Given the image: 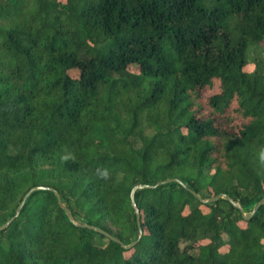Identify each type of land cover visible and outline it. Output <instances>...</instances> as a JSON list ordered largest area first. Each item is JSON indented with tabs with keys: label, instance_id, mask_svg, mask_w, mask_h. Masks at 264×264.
Listing matches in <instances>:
<instances>
[{
	"label": "trees",
	"instance_id": "16d2710c",
	"mask_svg": "<svg viewBox=\"0 0 264 264\" xmlns=\"http://www.w3.org/2000/svg\"><path fill=\"white\" fill-rule=\"evenodd\" d=\"M260 46L264 0H0V225L76 221L34 190L0 264H264Z\"/></svg>",
	"mask_w": 264,
	"mask_h": 264
},
{
	"label": "water",
	"instance_id": "95a60500",
	"mask_svg": "<svg viewBox=\"0 0 264 264\" xmlns=\"http://www.w3.org/2000/svg\"><path fill=\"white\" fill-rule=\"evenodd\" d=\"M172 179H166V180H162V181H159L156 185L158 184H161V183H164V182H168ZM154 185V186H156ZM152 185H147V184H137V185H134L132 187V190H131V200H132V205L134 207V209L136 210V215H137V223H138V226H139V237H138V240L141 238V235H142V225H141V221H140V211L137 207V203H136V200H135V191L138 189V188H143V187H151ZM37 189H50L52 191L55 192L58 200H59V203L61 205L62 208H64L66 214L68 215L69 219L71 221H75L70 209L68 207H66V205L63 203L62 201V198H61V195L60 193L54 188V187H51V186H44V185H38V186H34L32 188H30L26 193L25 195L23 196L22 200L20 201V203L18 204L17 208H16V212L15 214L9 218L4 224L0 225V230L2 229H5L6 227H8L10 225V223L19 215V213L21 212L22 210V207L23 205L25 204L26 202V199L28 198V196L34 191V190H37ZM194 194L200 198L202 201L204 202H208V201H214V200H217L219 198H226L228 200H230L231 202H233L235 205H237L239 208L242 209L241 205L236 202L229 194L227 193H224V192H221L220 194L216 195V196H213V197H210V198H202L198 193L194 192ZM264 204V196L262 197V199L254 206V208L249 211V212H244V216L245 218H250L255 212L256 210ZM243 210V209H242ZM88 227L90 228H93L99 232H102L106 235H108L110 238L120 242V239H118L117 237H114L113 235H111L110 233H108L106 230L102 229L101 227L99 226H96V225H87ZM136 243V241H133L131 242L130 244L128 245H125L126 247H130L132 245H134Z\"/></svg>",
	"mask_w": 264,
	"mask_h": 264
},
{
	"label": "rangeland",
	"instance_id": "374dc122",
	"mask_svg": "<svg viewBox=\"0 0 264 264\" xmlns=\"http://www.w3.org/2000/svg\"><path fill=\"white\" fill-rule=\"evenodd\" d=\"M257 59L264 60V48L261 46L258 48L250 47L248 51V63L245 65L244 69L247 71L253 70V68L255 67L254 61ZM72 75L75 77H79L80 73L78 70H73ZM201 242H207V240H203ZM223 249H227V247H224Z\"/></svg>",
	"mask_w": 264,
	"mask_h": 264
}]
</instances>
